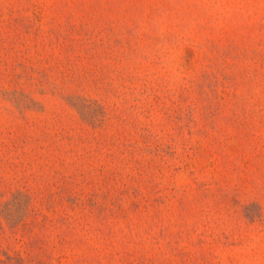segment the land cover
<instances>
[{
	"label": "rangeland",
	"instance_id": "1",
	"mask_svg": "<svg viewBox=\"0 0 264 264\" xmlns=\"http://www.w3.org/2000/svg\"><path fill=\"white\" fill-rule=\"evenodd\" d=\"M0 264H264V0H0Z\"/></svg>",
	"mask_w": 264,
	"mask_h": 264
}]
</instances>
